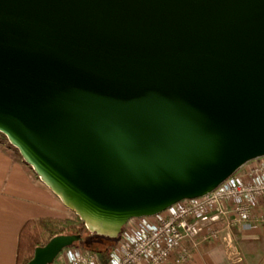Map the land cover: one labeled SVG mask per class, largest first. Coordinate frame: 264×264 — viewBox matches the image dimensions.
<instances>
[{
  "label": "water",
  "instance_id": "obj_1",
  "mask_svg": "<svg viewBox=\"0 0 264 264\" xmlns=\"http://www.w3.org/2000/svg\"><path fill=\"white\" fill-rule=\"evenodd\" d=\"M0 133L98 235L210 193L264 155V0H0Z\"/></svg>",
  "mask_w": 264,
  "mask_h": 264
},
{
  "label": "built area",
  "instance_id": "obj_2",
  "mask_svg": "<svg viewBox=\"0 0 264 264\" xmlns=\"http://www.w3.org/2000/svg\"><path fill=\"white\" fill-rule=\"evenodd\" d=\"M264 155L248 161L210 193L152 216L132 218L109 255L65 247L50 264H187L189 242L221 237V224L247 230L264 222Z\"/></svg>",
  "mask_w": 264,
  "mask_h": 264
},
{
  "label": "crops",
  "instance_id": "obj_3",
  "mask_svg": "<svg viewBox=\"0 0 264 264\" xmlns=\"http://www.w3.org/2000/svg\"><path fill=\"white\" fill-rule=\"evenodd\" d=\"M13 148L0 142V264H16L19 232L27 220L74 215ZM213 240L189 242L187 264H264V222L245 231L221 224L216 245L201 247Z\"/></svg>",
  "mask_w": 264,
  "mask_h": 264
},
{
  "label": "trees",
  "instance_id": "obj_4",
  "mask_svg": "<svg viewBox=\"0 0 264 264\" xmlns=\"http://www.w3.org/2000/svg\"><path fill=\"white\" fill-rule=\"evenodd\" d=\"M2 135L7 138L4 134ZM16 151L19 152L17 149ZM59 234H80L83 237L82 239L98 235L91 232L85 222L75 213L73 217L47 216L31 218L24 223L19 232L16 264H28L38 246L45 245L51 238ZM113 240L114 243L109 247L92 249L79 244L77 246L93 250L105 259L117 242L118 237L113 238Z\"/></svg>",
  "mask_w": 264,
  "mask_h": 264
},
{
  "label": "rangeland",
  "instance_id": "obj_5",
  "mask_svg": "<svg viewBox=\"0 0 264 264\" xmlns=\"http://www.w3.org/2000/svg\"><path fill=\"white\" fill-rule=\"evenodd\" d=\"M7 141V142H6ZM0 142H4L10 146H12L8 139L5 138L2 133H0ZM13 147V146H12ZM13 150L15 151V149L13 148ZM73 214V213H72ZM114 243V240L112 237H108V236H103V235H95V236H91L85 239H82L78 242H75L76 245H82L84 247H88V248H92V249H97L99 247H109L110 245H112ZM216 243L215 241H208V242H204L201 244V247L204 248H211L213 246H215Z\"/></svg>",
  "mask_w": 264,
  "mask_h": 264
}]
</instances>
